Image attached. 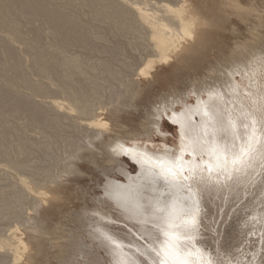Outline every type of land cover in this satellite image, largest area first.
I'll return each instance as SVG.
<instances>
[{"label":"bare ground","instance_id":"bare-ground-1","mask_svg":"<svg viewBox=\"0 0 264 264\" xmlns=\"http://www.w3.org/2000/svg\"><path fill=\"white\" fill-rule=\"evenodd\" d=\"M222 2L229 10L218 11L221 24L226 23L223 14L227 12L246 25L259 22L260 15L253 6L243 5L240 0ZM215 3V0H0V137L6 134L21 137L16 124H22L30 132L24 137L26 143L35 144L29 159L23 160L0 143L1 203L11 200V204L18 202L19 206L24 205V201L31 204L28 208L24 206L26 209H18V203L14 209L11 204L5 209V217L16 219V224H9L3 233L0 231V264H42L49 248L62 250L58 263L73 264V258L90 255L93 246L104 252L107 264H122V261L159 264V257L151 248H159V242L164 239L159 230L164 213L156 206L170 207L173 201L191 205L194 200L199 204L198 211L191 209L197 216V226L192 232L195 240L187 244L191 246L194 242L210 256L213 264H230L228 259H218L222 247L216 248L207 240H200L198 213L208 201L214 205L216 201H225L230 208L231 201L241 200L254 180L253 174L260 176L264 159L257 154L250 167L232 173L230 180L216 179L215 173L209 180L207 142H218L229 152H239L241 143L251 132L253 118L257 134L264 135V59L261 53L254 58V64H249V69L245 68L243 72H247L248 77H242L241 82L234 76L240 72L230 69V75H224L221 81L217 79V84L192 85L187 97L177 93L168 104H159L160 108L155 110L157 120L141 124V129L134 134L128 132L129 127L126 130L121 120L136 111L139 102L134 98L150 89L157 79V68L163 71L162 67L167 66L177 74V71H187L181 67L191 66L197 54L209 49L208 31L219 25L218 20H211ZM232 22L240 29L237 21ZM261 31L260 27L249 26L247 36L240 42L243 44L239 46L240 51L230 49L231 63L242 53L256 51L262 41ZM198 58L196 63L200 67L204 56ZM214 67L209 66L208 75L215 73ZM190 94L194 96L192 100H189ZM206 112L223 123L214 136ZM163 117L177 129L178 140L173 148L149 149L124 140L125 136L137 140L153 130L160 134ZM14 118L17 119L8 123ZM230 119L236 122L235 130L228 126ZM148 125L153 126L152 129ZM206 125L210 134L202 141V151L193 157L186 147L187 136L203 137ZM182 133L187 134L185 139ZM14 148L21 151L24 144L18 142ZM46 153H50L51 159L55 157L56 164H50L57 167L66 161L62 160L64 155L66 166L61 164L64 167H58V171L55 166L45 167L43 161V167L36 163L40 155ZM124 155L136 170L134 176L123 167ZM178 156H182L179 163L183 165L184 175L189 177L179 189L169 188L158 176L149 177L147 165L138 162L146 157L174 160ZM84 160L103 172L102 194L96 201L125 223L129 228L127 232L121 233L110 226L112 213L105 215L104 211L91 212L87 208L79 209L76 214H65L77 224H73V234L61 222L48 231L45 219L48 214L40 211L60 206L62 195L59 192L65 182L60 183L59 178L65 175L69 180L81 178L84 165L79 163H86ZM197 164L204 168L203 178L199 171L195 176L190 171ZM59 173L64 175L58 178L57 184ZM223 175L221 172L220 176ZM115 176L121 177L123 183ZM262 210V215L257 211L251 214L256 218L253 222L261 224L255 226L256 234L264 231V208ZM231 228L223 240L230 236ZM259 239L264 236L259 235ZM112 241L118 242L120 247ZM257 247L248 248L253 254L240 258L246 259L244 263L240 260L232 263H264L257 258ZM92 261L103 264L101 258Z\"/></svg>","mask_w":264,"mask_h":264},{"label":"rangeland","instance_id":"rangeland-1","mask_svg":"<svg viewBox=\"0 0 264 264\" xmlns=\"http://www.w3.org/2000/svg\"><path fill=\"white\" fill-rule=\"evenodd\" d=\"M240 1L243 5L253 6V8L256 9V11L260 15L259 22L256 24H252V25H248V24L246 25L244 24L245 23L244 21L242 22L241 20L234 18L233 15L227 12V14L226 13L223 14L224 19H227V21H225L226 22L225 24H221V21L217 17L218 15H221V13H219L218 11L222 9L224 11L225 10L228 11L229 8L225 5V2L224 3L222 2V0H215L216 2L215 6L213 8L211 7L213 9V12L211 13L213 17L211 18V20L212 21H215V19L218 20L219 25L211 27V29L208 31L209 36H210L209 49L206 50L204 54H202V51L199 54H197L196 57L192 59L193 64H191V66L185 65L184 67H181L182 70L188 69L187 71L180 70L181 73L177 71L178 72L177 74V73H174L173 69L168 68L167 66L162 67L163 71H159L160 69L157 68V71H156L157 79H155V82L152 84V86H150V89L146 91L144 95L141 96L142 98L139 96H135L134 98L136 99L135 101L139 102V105L137 104L138 106L136 108V111H132L131 114L129 113V115H124L121 118L122 122H125L123 124L127 128L126 130H128V127H129L130 131L128 132H131V131L132 133L134 131L136 132L137 130L141 129V124H145L148 122L152 123L153 120H157V118L155 117V113H156L155 110L157 108H160L159 104L165 105L166 102L168 104V102H171L173 97L176 96L175 94L180 93L181 94L180 96L186 95L185 97H187L188 95L186 93L190 91L192 85H198L200 83H203V84H208L209 86H211L212 84H217L216 83L217 79L221 81V79L224 78V75H230V71H231L230 69H232V71L240 72L238 74H234V76L236 77L238 82H241L242 77L244 78L248 77L247 72H243V71L245 70V68H248V69L250 68L249 67L250 63L254 64L253 62L254 58L255 57L257 58V56L260 55L261 53V57L264 59V0H240ZM232 21H237V24L240 26V29H237L234 26L236 24ZM249 26L251 27L257 26V27L262 28V31L260 32V35L262 36L261 37L262 41H260L259 45L256 46L255 52L248 53V54L242 53L236 58V61L231 63L230 58H228V56L230 55V49L237 48L238 51H240L239 46L243 45L241 44L242 43L241 41L243 40L245 36H247L246 32L249 29ZM201 56L202 57L204 56V62L200 67H198L196 62L199 60L198 57H201ZM211 65L213 67L214 66L216 67L214 68L217 72L215 71L214 74L208 75V68ZM147 80L150 81V79H147ZM147 80L145 81L143 80L142 82H146ZM244 85L246 88H248V84H246L245 81H244ZM260 87L262 88L261 85ZM89 97L91 96L89 95ZM193 98L194 96L190 94L189 100H192ZM263 109H264V106H263ZM16 119L17 118L10 119L8 120V123L14 122V120ZM110 121L108 122L109 125H110ZM161 122H162L161 123L162 131L160 134L155 133V130H153L152 132H150V134L140 137L142 138L141 140L140 138L137 140H135L134 138L130 139V137L128 136H125L126 138L124 140H126L128 144L138 143L143 146H147L149 149H152V147L157 149L162 146L173 148L176 145L177 140H178L176 137L177 135L176 126L175 124L169 122L165 117H163V120ZM263 123H264V118H263ZM16 125H18V128L22 132L21 137H17L11 134H6L0 137V143L3 144L5 146L3 148L9 151L13 156H17L23 160L25 159L28 160L32 154V148L35 144H28L26 143L24 139L25 136L30 135V132L28 131L29 128H24L22 124H16ZM109 127L111 128V125ZM152 127L153 126L148 125L149 129H152ZM18 142L24 144V149L21 151H18L16 148H14V145ZM36 154H38V152H36ZM49 154L46 153V155L45 154L40 155L41 157L39 158L41 159L43 157V159L41 160L39 159V161L37 159L36 163L38 162L42 166L44 162L45 167L51 164H56L55 159H54L55 157L51 159L52 157ZM98 157L100 158L99 155ZM63 159L64 161L65 160L67 161V158L64 157V155L62 157V160ZM123 160H124V162H122L124 163L123 167L127 169L131 175L134 176L136 174V170L134 169L133 164L128 160V157H126L125 155L122 156L121 161ZM66 161L62 162L61 164H64L66 166L67 164ZM84 161H86V163L85 162L79 163L80 165H84L82 166L83 169H81L84 172L83 173L84 175L82 174L81 178H77L76 180L75 179L69 180L70 179L69 176L65 175L64 178L66 179H64V178H59V177H63L64 174L62 173L58 174V177L56 180L57 184H59L58 181L60 179L62 181V182L60 181V183L65 182L63 183L64 185H62V189L59 192L60 196L62 195L61 200L63 202L61 201L59 203L60 206H58L57 208L54 207L57 212L53 210L52 208L50 210H47L49 212L40 211L42 214L44 213V215L48 214V216L45 218L49 226L48 231H50L51 229L55 227V223L61 222V223H64L66 225L67 230L69 229V232L73 234L75 232L74 228L77 224L73 222L74 220L73 218L70 220V218H67L66 215L73 214L75 212L77 213L78 210L79 209L81 210L82 208H87L91 212L93 210H100L102 212L104 211L103 213L105 215L112 213V211L107 206H102L100 202L96 201L97 198H99L102 194L100 188L103 187L102 186L104 182L103 180H105L103 177L102 170L98 169L96 166L94 167V165L87 164V160H84ZM61 164H60V167L58 166L59 169H62L64 167ZM51 166H55V165H51ZM55 167L59 171L58 167L57 166ZM113 176L111 175L110 177H113ZM252 177L254 179L251 182L252 184L250 183V185L248 184L249 186L247 185L248 187L246 186L248 189V192L246 194H242L243 196L241 197V200H238V201L234 200L233 202L231 201L230 205L232 204V206L230 208L228 207V204L225 201H222V202L216 201L215 202L216 205L208 201L206 206L202 207L200 212L198 213L200 214V218H199L200 226L198 227V229L200 230V234L202 233L200 240L201 239L207 240L209 244L213 245L216 248L218 246L222 247L219 250L221 253V256H218V259H223V260L228 259L230 261L229 262L230 264H235V262L232 263L233 260L239 261L240 258L242 257L244 258L250 257L253 254V251L248 252V248L251 249V247L255 245L258 246L257 248L259 251L257 258L258 259L260 258V261L264 260V239H259V235L261 236L262 233L256 234V230L254 229L255 226H258V225L260 226L261 224L258 221L254 223L253 221L256 218H254L251 215L252 211H257L261 215L263 212L262 208H264V168L261 170L259 177H257V173L253 174ZM115 179L118 182L123 183L121 177L115 176ZM66 185L68 186L66 187ZM94 196H97V197L95 198ZM235 202L236 204L234 205ZM2 203L0 201V223H3L0 225L1 226L0 228L3 227V230L1 229L0 231L3 233V231L6 230L4 229L5 227L8 228V226L13 225V223L16 224L15 223L16 219L14 218L11 219L9 215H6L5 217V212H7L6 211L7 208H10L11 205H12V208L17 207L15 205L18 202L16 203L13 202L11 204V200L10 201L3 200ZM20 203L23 204V202H20ZM17 205H18L17 207L18 209L19 208L26 209L29 206H31V204L30 205H28V203L26 204V201H24V205L19 206V203ZM56 205H58V201L56 202ZM45 208H47V206H45ZM112 214H113L112 216L113 221L110 222V226L114 227L117 230L119 229L118 231L121 233L127 232L129 228L126 226V224L121 222L117 217H114L115 216L114 213ZM61 215L63 216V218ZM7 217L9 218L7 219ZM236 218L238 221L236 220ZM9 219H11L10 220L11 223L9 222ZM228 226L230 228L232 227L233 230L231 228L230 236L225 238V240H223L224 237H226V235H228L229 233L228 229L230 230V228H228ZM1 232L0 234H2ZM51 236L52 235H50L49 237ZM71 238L72 237H70V239ZM83 248L85 249L86 247H83ZM90 248H91V254L89 255L88 253H86L87 257L82 256V255L75 257L76 256L75 255L74 256L75 258L72 259L73 261L75 260L73 264H89L88 263L89 260L91 261L92 264H96L95 262L97 261L95 262L92 261V260H95V258H98V259L101 258L100 263L107 264V257L102 250H100L99 248H96V246H93ZM257 248H254V249L257 250ZM259 248H262V249L259 250ZM61 252L62 250L60 248H49V250H47V254H45V257L42 260V264H60L57 261V257L59 256V254H61ZM72 252L74 254L76 253L75 250ZM72 257L73 256H70V258ZM245 261L246 259L240 260L241 263H244Z\"/></svg>","mask_w":264,"mask_h":264},{"label":"snow or ice","instance_id":"snow-or-ice-1","mask_svg":"<svg viewBox=\"0 0 264 264\" xmlns=\"http://www.w3.org/2000/svg\"><path fill=\"white\" fill-rule=\"evenodd\" d=\"M209 115V122L211 125V134L214 136L217 129L223 127V123L219 121L214 115ZM228 126L233 130L237 128L236 122L228 121ZM249 125H245L248 128ZM251 132L247 135V139L241 143L239 152H229L226 146L218 142L208 141L209 160L206 162L208 179H213V174H216V179H232V173L240 172L251 166L252 161L259 154L264 159V135L257 134L256 121L253 118L251 121ZM210 134L209 126H205L203 137L193 138L187 136L186 147L190 149L189 154L195 157L198 152L202 151V141H204ZM187 134L182 133V139H185ZM182 156L176 157L174 160H167L164 158L146 157L141 161L146 164V172L149 177H160L172 189H179L184 186L183 182L189 179L184 175L183 165L179 163ZM222 160V163H221ZM229 164L231 168L229 169ZM195 176L199 171L201 178H203L204 168L199 164L190 170ZM223 172V177L220 173ZM158 210L164 213L162 216L163 224L159 226L160 233L164 239L159 242V248H151L156 257H159V264H213L212 259L204 250L199 248L194 242L191 246L187 244L188 241H194L195 237L192 235L193 230L197 226V216L195 211H198V201H193L191 205L185 202L173 201L171 206L165 205L163 208L160 205L156 206ZM195 211H191V209ZM147 214V210H145ZM182 229V230H181ZM264 236V233H262ZM112 243L119 248L120 245L116 241ZM122 264L126 262L122 261Z\"/></svg>","mask_w":264,"mask_h":264}]
</instances>
